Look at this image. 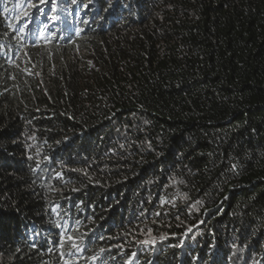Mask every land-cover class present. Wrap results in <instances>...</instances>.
Here are the masks:
<instances>
[{"label":"trees","instance_id":"trees-1","mask_svg":"<svg viewBox=\"0 0 264 264\" xmlns=\"http://www.w3.org/2000/svg\"><path fill=\"white\" fill-rule=\"evenodd\" d=\"M55 3L0 0V264H264V0Z\"/></svg>","mask_w":264,"mask_h":264},{"label":"snow or ice","instance_id":"snow-or-ice-1","mask_svg":"<svg viewBox=\"0 0 264 264\" xmlns=\"http://www.w3.org/2000/svg\"><path fill=\"white\" fill-rule=\"evenodd\" d=\"M72 2L73 3H76V0H72ZM49 3L51 4L52 10L55 11V8H56L55 0H40V4H49ZM29 7L30 8H38V6L35 5V4H31V5H29ZM3 11H4V13H7V12H9V9L7 7H4ZM23 15L25 17H27L29 15V12L28 11H24L23 12ZM15 19H19V16H17ZM52 19L55 20V19H57V17H52ZM12 27H13V25L12 24H9V28H12ZM25 28H26V26L25 27L18 28L17 29L18 35L21 34V33H24L25 32ZM46 28H47V25H45L44 28H38L36 30V32H38V35L36 36L37 39H41V38L47 39V37H45V30H46ZM36 32H34L33 35H36ZM23 39H24V35H19V40H23ZM37 167H39V165H37ZM68 239L70 241H73L72 247L77 252H79L80 251V244L77 243V242H75L71 236H69ZM80 242L81 243L83 242V237L80 238ZM139 243H141L142 245H149V246H151V245H155L156 241H155V239H151V240L145 239L143 241H139ZM17 251H19V249H17ZM100 251L103 252L104 249H100ZM133 255H135V254H133ZM91 259L92 260H96L97 257L96 256H93V257H91ZM65 264H68V262L66 261Z\"/></svg>","mask_w":264,"mask_h":264},{"label":"rangeland","instance_id":"rangeland-1","mask_svg":"<svg viewBox=\"0 0 264 264\" xmlns=\"http://www.w3.org/2000/svg\"><path fill=\"white\" fill-rule=\"evenodd\" d=\"M235 257V255L234 254H232V258H234ZM237 257H239V255L237 254ZM258 257L257 256H253L252 257V259H257ZM241 263H243L242 261H240L238 258H236V260L232 263V264H241ZM243 264H245V263H243ZM251 264V263H250ZM252 264H254V263H252Z\"/></svg>","mask_w":264,"mask_h":264}]
</instances>
